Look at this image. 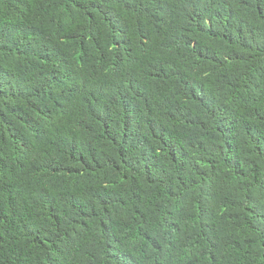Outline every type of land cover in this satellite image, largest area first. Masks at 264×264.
<instances>
[{
    "label": "trees",
    "instance_id": "1",
    "mask_svg": "<svg viewBox=\"0 0 264 264\" xmlns=\"http://www.w3.org/2000/svg\"><path fill=\"white\" fill-rule=\"evenodd\" d=\"M0 264H264V0H0Z\"/></svg>",
    "mask_w": 264,
    "mask_h": 264
}]
</instances>
